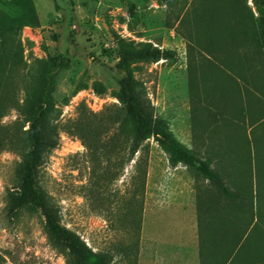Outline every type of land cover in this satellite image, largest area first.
<instances>
[{
	"label": "rangeland",
	"instance_id": "obj_1",
	"mask_svg": "<svg viewBox=\"0 0 264 264\" xmlns=\"http://www.w3.org/2000/svg\"><path fill=\"white\" fill-rule=\"evenodd\" d=\"M32 1L39 24L21 26L17 31L23 9L11 0H0V24L16 30L19 45L12 46L21 54L7 61V75L0 84V264H67L49 242L39 210L29 206L13 217L7 211L8 191L17 184L26 147L24 142L16 146L28 128L24 100L39 61L52 56L66 58L69 65L57 75L49 121L57 145L44 155L40 185L59 210L62 224L77 232L94 251L114 255L111 264H143L152 255V238H159L160 231L164 236H176L174 232L182 226L180 221L173 222L174 229L155 224L154 199L176 198L180 188L162 137L147 139L133 155L127 143L129 131L113 127L115 113L123 110L118 99L123 77L118 68V40L160 52L158 61L136 62L133 75L143 85L157 122L193 152L191 162L176 164L196 175L191 187L198 196L214 191L216 186L205 183L199 168L207 164L216 169L215 154L206 145L215 146L217 134L224 128L215 129L208 122L202 126L194 120L197 113L193 112L195 95L186 39L196 8L213 6L214 1ZM244 2L247 15L264 32V0ZM183 17L186 21L180 24ZM198 85L201 109L206 106L219 119L220 109L211 105L213 96H219V87L203 78ZM252 110L254 113L255 105ZM243 127L246 131L249 125ZM259 230L243 228L242 250Z\"/></svg>",
	"mask_w": 264,
	"mask_h": 264
},
{
	"label": "trees",
	"instance_id": "obj_2",
	"mask_svg": "<svg viewBox=\"0 0 264 264\" xmlns=\"http://www.w3.org/2000/svg\"><path fill=\"white\" fill-rule=\"evenodd\" d=\"M213 1V6L209 4L196 8L193 22L189 21L192 29L186 34L190 49L191 91L195 95L193 112L197 113L194 120L202 126L208 122L215 129H222L223 126L224 131L244 128L246 123L253 127L264 120V32H259L253 16L247 15L244 0ZM11 2L22 8L24 13L17 31L21 26L39 24L32 0ZM185 21L186 18L183 17L180 24ZM15 36L16 30L2 28L0 24V84L7 75V61L10 57L18 58L21 55L12 46L19 45ZM118 47V68L123 73L119 81L118 99L123 105V112L115 113L113 127L129 131L127 143L133 155L147 139L160 136L164 139L166 151L171 153L170 163L176 165L191 162L193 152L177 142L157 122L143 85L133 75V65L136 62L143 59L158 61L161 59L160 52L151 50L150 46L135 45L124 39L118 40ZM68 65L69 61L61 56L39 61L37 76L27 92L22 108L28 128L16 140V146L24 142L26 147L17 172V184L8 191L7 211L13 217L29 206L39 210L44 217L49 242L65 256L67 264H111L114 255L94 251L77 232L62 224L59 210L39 182L44 155L57 145L52 140L49 121L55 106L57 75ZM200 78L212 81L220 89L219 96L214 95L211 103L213 107L220 109L219 119L206 106L201 109L203 103L198 85ZM207 96L206 99L209 98ZM198 108L200 110L197 111ZM199 171L216 186L215 168L203 164ZM243 245L244 243L240 249ZM259 253L264 257L263 249H259ZM260 260L258 256L257 264H264Z\"/></svg>",
	"mask_w": 264,
	"mask_h": 264
},
{
	"label": "crops",
	"instance_id": "obj_3",
	"mask_svg": "<svg viewBox=\"0 0 264 264\" xmlns=\"http://www.w3.org/2000/svg\"><path fill=\"white\" fill-rule=\"evenodd\" d=\"M263 125L264 120L246 131H222L215 146L206 145L215 154L214 191L198 196L191 187L196 175L184 166L172 167L180 192L167 201L154 199V222L162 228L174 229V221L182 226L176 236L160 231L159 238H152V255L143 264H257V256L264 263L263 255L257 254L264 250ZM243 228L260 230L242 250Z\"/></svg>",
	"mask_w": 264,
	"mask_h": 264
},
{
	"label": "built area",
	"instance_id": "obj_4",
	"mask_svg": "<svg viewBox=\"0 0 264 264\" xmlns=\"http://www.w3.org/2000/svg\"><path fill=\"white\" fill-rule=\"evenodd\" d=\"M26 29H28V28H26Z\"/></svg>",
	"mask_w": 264,
	"mask_h": 264
}]
</instances>
